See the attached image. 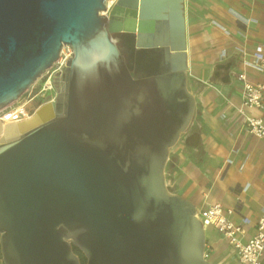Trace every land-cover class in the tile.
<instances>
[{
	"label": "water",
	"instance_id": "obj_1",
	"mask_svg": "<svg viewBox=\"0 0 264 264\" xmlns=\"http://www.w3.org/2000/svg\"><path fill=\"white\" fill-rule=\"evenodd\" d=\"M0 0V110L72 47L62 99L0 118L4 264H212L167 187L196 108L185 0ZM51 106V108H49ZM48 109V118L40 110Z\"/></svg>",
	"mask_w": 264,
	"mask_h": 264
},
{
	"label": "rangeland",
	"instance_id": "obj_2",
	"mask_svg": "<svg viewBox=\"0 0 264 264\" xmlns=\"http://www.w3.org/2000/svg\"><path fill=\"white\" fill-rule=\"evenodd\" d=\"M223 3V0H185V16L187 19L188 31L187 81L189 90L194 94L196 101H199V103L202 101L205 93H209V100L214 101V98L222 93V89L229 85L238 88L242 98L244 93L243 88L246 84H250L252 88L256 87L257 83L264 84V81L255 79L262 75L264 76V74L245 66L242 62L243 49L245 48L247 51L252 50L248 45L249 42L252 41L250 31L253 20L249 23H244L241 19L228 12L226 6H224L223 9ZM110 9L111 8L107 9V14ZM101 11L103 10H100V12ZM223 11L230 14V16H228L233 19L231 25H226L220 20L219 16ZM228 16L227 20L229 18ZM65 45L64 52H62L63 45L59 58L52 66L37 77L29 88L11 105L0 110V115L17 111L18 116H24L25 113H28L31 114L30 117H32L48 100H57L59 88L64 81V76L60 75V73L65 71L67 68V61H69L73 55L72 47L69 44ZM222 53H226L224 63L219 60ZM217 64L226 65H221L222 67L218 68ZM245 67L248 68L247 73L245 72ZM216 70L221 71V73L229 74V80L226 82L220 81L218 77L214 76ZM227 71L229 73H227ZM242 73L245 74V78L241 75ZM248 74L255 78L250 77ZM49 84H51V87H49ZM261 95L264 102V89ZM227 103L229 104L230 100L227 101ZM20 108H22V110ZM258 110L260 109L256 107L247 108L246 114H255ZM40 111H42L39 112L40 116L48 118L47 108H43V110ZM226 118L229 119L228 128H237L235 135H237L238 132L241 133L240 139L236 141L233 146L234 150L230 156L232 160L234 155L243 152L241 147L244 144V138H242L245 137L244 134L246 133L248 137L250 135L246 132L247 125L244 124L245 116L239 113L236 108L231 113L227 111ZM198 121L199 116L195 117L194 114L186 131L181 134L178 142L170 149L164 171L166 178H169L167 187L173 193L179 194V180L176 179L177 177L174 174L182 172V178H184L183 180L188 184L189 181H191V176L194 177L198 175L196 172L198 166L208 163V160L205 159L207 148L201 137L203 129H198ZM252 145L253 138L248 148L252 147ZM174 147H177L176 150L171 152ZM195 148H197L196 152ZM197 154L198 158L196 157ZM222 178L223 174L220 175V179ZM216 183L220 186H226L224 181L221 184L220 181L217 180ZM75 252L77 253L76 250ZM205 252L206 258L211 261L212 264H237L233 250L218 234L213 233L209 236L205 245ZM77 254L82 264H86V256L84 253L79 249ZM0 264H4L2 258H0Z\"/></svg>",
	"mask_w": 264,
	"mask_h": 264
},
{
	"label": "crops",
	"instance_id": "obj_3",
	"mask_svg": "<svg viewBox=\"0 0 264 264\" xmlns=\"http://www.w3.org/2000/svg\"><path fill=\"white\" fill-rule=\"evenodd\" d=\"M223 2L222 8L224 9V6H226L228 12L236 17L237 15L232 12V8L250 18L251 21L253 20L250 31L252 41L248 45L250 49L264 42V0H223ZM225 11L220 13L219 18L226 25H231L233 19ZM227 16L229 17L228 20ZM221 65L217 64V67L220 68L223 66ZM247 70L248 68L245 67L246 73ZM218 72L219 76H216L214 72V76L218 78L228 75L221 73V71ZM255 79L264 81V76L262 75ZM221 92L219 96L214 98V101L209 100V93H205L200 103L196 101L194 114L195 117L199 116L198 129H203L201 137L207 148L205 159L208 160V163L198 166V170L196 171L198 175L191 176V181L188 184L183 180L182 172L174 174L177 177L176 179L179 180L178 191L180 195L191 200L195 205L204 202H221L224 207L236 205L239 195L241 198V203L239 204L240 214L254 219L262 210V207H264V139L252 136L248 137L245 133V137H242L244 138V144L241 147L243 152L234 155L231 163L227 162V159L232 155L235 142L241 137V133L238 132L235 135L237 128H228L229 125L224 122L222 112L225 111L227 113L229 111L231 113L241 103L242 98L238 88L233 85L224 87ZM229 100L230 103L228 104L227 101ZM255 114L264 115V112L258 110ZM252 138L253 145L248 148ZM176 148L174 147L171 152L176 150ZM196 151L197 148H195ZM196 157L198 158V154ZM221 174H223L222 179H220ZM217 180L224 181L226 186L218 185L216 183ZM234 217H238V215ZM213 233L218 234L223 239L215 230L209 229L205 231L206 243L209 236ZM223 240L227 242L225 239ZM229 247L232 249L230 245ZM234 257L237 262L235 253Z\"/></svg>",
	"mask_w": 264,
	"mask_h": 264
},
{
	"label": "built area",
	"instance_id": "obj_4",
	"mask_svg": "<svg viewBox=\"0 0 264 264\" xmlns=\"http://www.w3.org/2000/svg\"><path fill=\"white\" fill-rule=\"evenodd\" d=\"M225 57L226 53H222L219 60L224 63ZM242 62L245 66L264 74V42L257 44L251 51L244 48ZM227 73L229 72L227 71ZM241 75L245 78L244 73ZM228 76L230 75L228 74ZM263 89L264 84L261 83H257L254 88L250 84H246L243 88L242 102L236 109L245 116L246 132L252 137L264 139V115L246 114L247 108L252 107L259 108L264 112L261 95ZM226 115L227 113L223 111L224 122L229 124ZM231 161L230 158L227 159L228 163ZM220 183L222 182L220 181ZM237 201V204L231 207H224L221 202H204L195 205L196 216L202 221L205 231L215 230L228 242L236 254L238 264H264V207L252 219L247 215L240 214L241 198L239 195ZM235 215L238 217H234Z\"/></svg>",
	"mask_w": 264,
	"mask_h": 264
},
{
	"label": "bare ground",
	"instance_id": "obj_5",
	"mask_svg": "<svg viewBox=\"0 0 264 264\" xmlns=\"http://www.w3.org/2000/svg\"><path fill=\"white\" fill-rule=\"evenodd\" d=\"M117 0H106V5H107V8L109 9V8H111L113 5H114V3L116 2ZM107 12V10H103V11H101V13H106ZM232 12L233 13H235L236 15H237V17L239 18V19H241L244 23H249V22H251V19L250 18H248V17H246V16H244V15H242V14H240L238 11H236L235 9H233L232 8ZM66 45L64 44V46H63V50H62V52H64V47H65ZM215 75L216 76H219V72L216 70L215 71ZM228 75H226V76H224V77H222V78H219L220 79V81H227L228 80ZM49 87H51V84H49ZM53 99H51V100H48V101H52ZM49 108H51V106H49ZM21 110H22V108H20ZM31 116V114H28V113H25V115L24 116H18L17 115V111H14V112H8V113H5V114H3V115H0V118L3 120V122L4 123H6V122H12V121H18V120H21V119H28L29 117ZM166 182L167 183H169V178L168 179H166Z\"/></svg>",
	"mask_w": 264,
	"mask_h": 264
},
{
	"label": "flooded vegetation",
	"instance_id": "obj_6",
	"mask_svg": "<svg viewBox=\"0 0 264 264\" xmlns=\"http://www.w3.org/2000/svg\"><path fill=\"white\" fill-rule=\"evenodd\" d=\"M66 73V69L64 71V74ZM65 82V80L62 82V86H63V83ZM62 86L59 88V95L57 97L58 100L62 99V95H63V90H62Z\"/></svg>",
	"mask_w": 264,
	"mask_h": 264
},
{
	"label": "trees",
	"instance_id": "obj_7",
	"mask_svg": "<svg viewBox=\"0 0 264 264\" xmlns=\"http://www.w3.org/2000/svg\"><path fill=\"white\" fill-rule=\"evenodd\" d=\"M75 250L77 251V253L79 252V249L77 247H75ZM0 258H2L1 250H0Z\"/></svg>",
	"mask_w": 264,
	"mask_h": 264
}]
</instances>
